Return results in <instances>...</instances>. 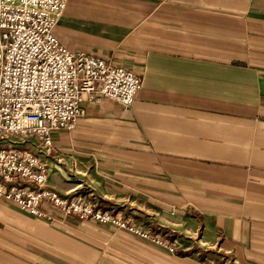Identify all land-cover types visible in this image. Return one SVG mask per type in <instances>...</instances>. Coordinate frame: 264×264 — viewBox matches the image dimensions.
<instances>
[{"label":"crops","instance_id":"obj_1","mask_svg":"<svg viewBox=\"0 0 264 264\" xmlns=\"http://www.w3.org/2000/svg\"><path fill=\"white\" fill-rule=\"evenodd\" d=\"M55 32L143 85L53 133L49 184L142 233L5 200L0 264H264V0H69Z\"/></svg>","mask_w":264,"mask_h":264},{"label":"built area","instance_id":"obj_2","mask_svg":"<svg viewBox=\"0 0 264 264\" xmlns=\"http://www.w3.org/2000/svg\"><path fill=\"white\" fill-rule=\"evenodd\" d=\"M68 1L0 0V203L48 219L57 208L127 226L85 195L48 183L42 156L55 152V131L77 125L82 103L108 98L129 106L143 85L134 70L60 40L55 27Z\"/></svg>","mask_w":264,"mask_h":264},{"label":"rangeland","instance_id":"obj_3","mask_svg":"<svg viewBox=\"0 0 264 264\" xmlns=\"http://www.w3.org/2000/svg\"><path fill=\"white\" fill-rule=\"evenodd\" d=\"M73 170V169H72ZM69 170V172H71V173H76V170ZM49 183V182H48ZM56 189V188H55ZM57 190V189H56ZM62 193V192H61ZM86 196V195H85ZM87 197V196H86ZM88 198V197H87ZM12 203V202H11ZM52 211H59V210H57V208H53V210ZM111 213V212H110ZM113 215V214H112ZM52 216H53V219H54V215L52 214ZM115 216V215H114ZM85 219H92V220H95V221H97V222H100V223H102V224H107V223H112V222H101V221H99V220H97V219H94V218H85ZM123 220H125V219H123ZM127 223H126V225L127 226H122V225H120V224H117V223H112V224H114V225H116L118 228H122V229H125V230H128V231H130V232H133V233H136V230H134V229H132V226H136V227H138L137 225H135V224H133V223H131V222H129V221H127V220H125ZM137 234H140V233H137Z\"/></svg>","mask_w":264,"mask_h":264}]
</instances>
